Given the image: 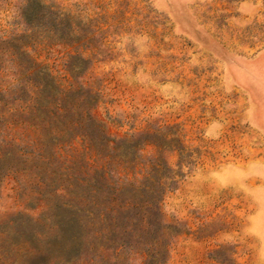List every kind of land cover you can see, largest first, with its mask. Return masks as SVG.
Masks as SVG:
<instances>
[{"label": "rangeland", "instance_id": "rangeland-1", "mask_svg": "<svg viewBox=\"0 0 264 264\" xmlns=\"http://www.w3.org/2000/svg\"><path fill=\"white\" fill-rule=\"evenodd\" d=\"M35 2L63 19L53 33V16L38 29L24 15ZM27 34L59 84L100 90L93 113L112 142L102 150L167 194L162 219L115 211L79 251L40 219L68 188L59 162L36 170L16 157V174L0 163V264H264V0H0V40ZM16 73L0 104L9 155L2 140L34 150L26 127L2 125L27 98Z\"/></svg>", "mask_w": 264, "mask_h": 264}, {"label": "trees", "instance_id": "trees-1", "mask_svg": "<svg viewBox=\"0 0 264 264\" xmlns=\"http://www.w3.org/2000/svg\"><path fill=\"white\" fill-rule=\"evenodd\" d=\"M24 15L28 20L37 21L38 29L39 20L53 16L49 19L51 33L63 24V19L56 15V11L40 2H35ZM28 40H34V36L27 34L22 38L2 37L0 40V104L5 96L12 94L14 84L7 79V75L12 77V72L16 70L13 77L21 85L20 92L27 98H19L24 105L16 109L5 126L2 125L5 129L12 127L15 130L26 127L27 138L30 136L28 145L34 150L30 153L14 145L13 141L2 140L12 151L9 155V152L0 150V163L16 174L19 172L15 166L16 157L25 161L32 158L34 168L38 167L36 170L39 166L46 169L59 162V176L65 180L68 188L59 186L51 192L53 197L63 198L53 209L49 203H45L44 192H41V185L38 184L36 192L43 197L41 201L50 212L40 217L41 223L45 222L50 233L56 236L54 238H67L69 244L80 251L82 247L91 246L87 236L95 232L93 228L107 224L115 211L126 212L140 207L152 213L155 220L162 219V206L167 194L164 182L156 181L149 174L141 178L135 173L129 176L120 158L111 157L102 150L112 148V142L104 124L93 113L101 102L100 90L84 85L66 88L59 84L49 68L33 56L30 51L33 46ZM39 44L45 45V42ZM76 139L83 146L79 154H74L73 148L66 145ZM65 147H70L71 152L64 158L67 167L61 162ZM131 163H135V160ZM2 173L0 170V184L4 180ZM99 233L103 235L104 228H100Z\"/></svg>", "mask_w": 264, "mask_h": 264}]
</instances>
